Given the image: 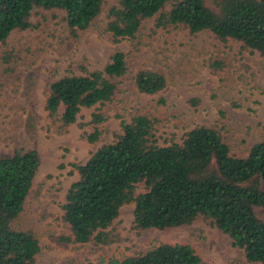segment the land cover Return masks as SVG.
<instances>
[{"label":"trees","instance_id":"1","mask_svg":"<svg viewBox=\"0 0 264 264\" xmlns=\"http://www.w3.org/2000/svg\"><path fill=\"white\" fill-rule=\"evenodd\" d=\"M104 0H0V43L16 29H29L32 11L60 9L67 14L73 34L88 29L102 13ZM167 5L169 11H164ZM158 15L156 27L182 26L191 34L212 33L219 41H240L264 54V0H119L108 12L106 31L113 42L135 40L144 21ZM213 66L219 65L214 62ZM126 54L116 50L103 70L70 73L49 84L46 109L60 115L63 127L74 124L83 108L112 102L119 92L118 78L128 72ZM136 88L145 95L163 92V73L140 70ZM108 117L92 113L91 143L102 137ZM159 119L137 112L121 122L113 142L103 144L84 164L75 165L79 178L66 195L64 220L70 235L59 242H117L113 224L121 208L134 203L137 229H166L211 219L248 262L264 264V137L245 157L231 153L214 127L196 126L181 142L160 145ZM41 164L36 149H19L0 157V264H38L41 251L33 230L17 229L14 222ZM144 183L145 192L136 193ZM108 264H207L189 244L161 243L146 253Z\"/></svg>","mask_w":264,"mask_h":264},{"label":"rangeland","instance_id":"2","mask_svg":"<svg viewBox=\"0 0 264 264\" xmlns=\"http://www.w3.org/2000/svg\"><path fill=\"white\" fill-rule=\"evenodd\" d=\"M119 0H104L92 25L73 34L67 14L60 9L35 8L29 29H16L0 43V157L19 149H36L41 164L14 222L17 229L33 230L41 251L38 264H108L146 253L161 243L189 244L207 264L248 262L242 249L204 216L193 223L166 229L140 230L134 224V203L124 205L113 224L119 240L109 245L60 243L70 235L64 220L68 189L79 178L75 165L86 163L103 144L113 142L121 122L137 112L159 119L160 145L181 142L196 126L220 131L231 153L245 157L264 137V54L240 41H219L209 31L191 34L182 26L156 27L158 15L144 21L135 40L119 43L106 31L109 9ZM167 5L164 11H169ZM116 50L127 56L128 72L118 78L112 102L83 108L78 120L63 127L60 115L46 109L49 84L70 73L103 70ZM214 62L219 65L213 66ZM163 73L167 88L156 95L141 93L134 84L140 70ZM107 121L96 143L87 139L92 113ZM144 183L136 193L145 192ZM264 219V212L261 211Z\"/></svg>","mask_w":264,"mask_h":264}]
</instances>
